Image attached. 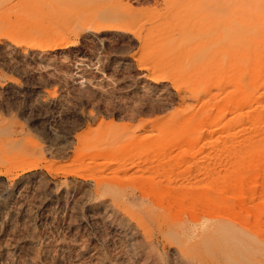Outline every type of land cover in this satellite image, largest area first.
Listing matches in <instances>:
<instances>
[{"label": "rangeland", "instance_id": "rangeland-1", "mask_svg": "<svg viewBox=\"0 0 264 264\" xmlns=\"http://www.w3.org/2000/svg\"><path fill=\"white\" fill-rule=\"evenodd\" d=\"M155 1L0 0V239L36 240L28 264H179L215 238L210 215L264 239V41L230 46L264 0Z\"/></svg>", "mask_w": 264, "mask_h": 264}, {"label": "bare ground", "instance_id": "bare-ground-1", "mask_svg": "<svg viewBox=\"0 0 264 264\" xmlns=\"http://www.w3.org/2000/svg\"><path fill=\"white\" fill-rule=\"evenodd\" d=\"M157 1V0H156ZM155 1V2H156ZM164 1V0H163ZM218 1V0H217ZM227 2H228V0H226ZM158 2V1H157ZM226 2V3H227ZM243 2H245V0L243 1ZM165 3L167 4V2L165 1ZM223 3H224V1H223ZM240 3V2H239ZM238 3V4H239ZM229 4H232V3H228V5ZM245 4H247L246 2H245ZM217 5V4H216ZM227 5V4H226ZM225 5V6H226ZM228 5H227V7H228ZM252 5V4H251ZM253 5H254V3H253ZM243 6V5H242ZM254 7V6H253ZM258 7V6H257ZM252 8V7H251ZM259 8V7H258ZM223 9V8H222ZM226 9V8H225ZM241 9V8H240ZM243 9V8H242ZM244 9H245V7H244ZM247 9V8H246ZM260 9V8H259ZM233 10V9H232ZM248 10V9H247ZM254 11H255V7H254V9H253ZM227 11H228V9H227ZM239 11V10H238ZM245 12V11H244ZM245 14V13H244ZM251 14V13H250ZM232 15V14H231ZM245 15H249V14H245ZM254 15V14H253ZM252 15V16H253ZM252 18V17H251ZM238 19V18H237ZM234 20V19H233ZM248 20V19H247ZM249 20H252V19H249ZM264 22V21H263ZM222 24V23H221ZM231 24V23H230ZM234 24V23H233ZM236 24V23H235ZM249 24V23H248ZM261 25L259 26H255L254 24V27H247V26H245V28H247V29H245L244 27V29H245V31H241L242 33H240V35L239 36H241L240 38H237L236 39V41H234V43H238V45H237V43L236 44H230V46H235V45H237L236 47H235V49L237 50V51H239V49H240V51L243 49L244 50V48H247L246 47V45H247V42H245V41H247V39L244 41V37L247 35V33H248V37L250 38V40H253V38H254V40L255 41H251V42H253V43H255V42H260V41H264V23L262 24V23H260ZM218 25V24H217ZM216 25V26H217ZM239 25V24H238ZM241 25H244V24H241ZM240 25V26H241ZM236 26V25H235ZM105 27L106 28H112L110 25H106L105 24ZM227 27V26H226ZM238 27V26H237ZM237 27H236V29H237ZM256 27H257V29H256ZM217 28H220L219 26L217 27ZM224 28V27H223ZM222 28V29H223ZM240 28V27H239ZM254 28V29H253ZM92 29V28H91ZM225 29V28H224ZM229 29V28H228ZM249 29H251L250 31L252 32L251 34H250V31H249ZM98 30H99V28H98ZM230 30V29H229ZM233 30H234V27H233ZM233 30H231V31H233ZM241 30V29H240ZM248 30V31H247ZM256 30V31H255ZM236 31H238V29L236 30ZM255 32V33H254ZM175 33V32H174ZM173 33V34H174ZM209 34L208 35H211L212 33L211 32H208ZM211 33V34H210ZM230 33L231 32H228V30H227V34H229L230 35ZM244 33H246V35L244 34ZM184 34H186V33H184ZM184 34H182L181 36H183ZM224 34V33H223ZM226 34V33H225ZM232 34H234V33H232ZM250 34V35H249ZM256 35L255 37L253 36V35ZM180 35V34H179ZM178 35V36H179ZM188 35V34H187ZM189 35H191L190 33H189ZM193 35V34H192ZM216 36L217 35H215V41L217 40L216 39ZM239 36H237L236 34H234L233 35V37L234 38H236V37H239ZM246 36V38H248ZM184 37H186V35L185 36H183V38ZM188 37V36H187ZM187 37L185 38V40L187 39ZM194 37H195V35H194ZM213 37H214V35H213ZM221 37V39H222V41L225 43V44H223V45H227L228 46V44H226V43H232L231 42V39H234L233 37H228L227 35L225 36V37H227V38H225L226 40H224V38L222 37V36H220ZM220 37H219V35H218V40H217V44H218V42H220L219 44H220V46H222V47H224L225 48V46H223L222 44H221V39H220ZM256 38V39H255ZM220 39V40H219ZM228 39V40H227ZM170 40V39H169ZM181 40H182V38H181ZM230 40V41H229ZM238 40V41H237ZM239 40H241L240 42H244V44H245V47L243 48L242 46H239L241 43L239 42ZM167 41V40H166ZM173 41V40H172ZM215 41H214V39H213V42H208V41H206L208 44H210V43H214L215 44ZM227 41V42H226ZM248 42H249V40H248ZM250 42V43H251ZM177 43V42H176ZM176 43H175V45H176ZM205 43V42H204ZM250 43H248V48H250L249 47V44ZM180 44H181V42H180ZM217 44H215V45H213L214 47H215V49L213 48L212 49V46H210V48H211V50H212V52H214V54H212V55H215V56H219L220 54H222L221 52L219 53V51H217L216 49H217V47H218V45ZM258 44L260 45V43H256V46H254L255 47V52H257L256 51V47H258ZM212 45V44H211ZM264 45V44H263ZM168 46V45H167ZM177 47H178V44L176 45ZM175 46V47H176ZM181 46V45H180ZM217 46V47H216ZM230 46H228L229 48H230ZM244 46V45H243ZM253 45L251 44V47H252ZM201 47L203 48V49H200V50H198L199 52H204V50H205V53H206V50H209L210 48H208L209 46L207 45V47L205 46V44H204V46H203V44L201 45ZM206 47V48H205ZM260 47V46H259ZM205 48V49H204ZM224 48H218L219 50H225ZM233 48V47H232ZM231 48V49H232ZM247 48V49H248ZM254 49V48H253ZM179 50V49H178ZM202 50V51H201ZM219 53V55H217V54H215L216 53V51ZM228 50V49H227ZM235 50V51H236ZM181 51V50H180ZM226 51V50H225ZM231 51V50H230ZM229 51V52H230ZM251 51V50H250ZM182 52V51H181ZM211 52V51H210ZM228 52V56H229V54L231 55V53H233V52H231V53H229ZM249 52V50L247 51V53ZM183 53V52H182ZM181 53V54H182ZM208 53V52H207ZM240 53V52H239ZM250 53V52H249ZM248 53V56L250 57V58H252V56L253 55H251L252 54V51H251V54H249ZM186 54V53H185ZM179 55V53L177 54V56ZM202 55V54H201ZM205 55V54H204ZM225 53L222 55V57L221 56H219V58H220V60H218V61H214V63L212 64V66L216 63V62H218V64L220 65V63H221V66H222V64L223 63H225L226 64V61H227V56ZM245 55V54H244ZM243 54H242V58H241V60L244 58V62H243V65H240L241 64V60H239V59H237L238 61H236L235 60V62H239L238 63V65H237V63H235L234 65L235 66H239L240 65V69H238L237 67H235V68H237V70L238 71H236L235 72V74L238 76V78L239 77H243L244 75H242L241 73V69H246V67H247V69H248V60H251V59H247L246 60V57L244 56ZM247 55V54H246ZM163 56V55H162ZM175 57V59L177 58V61H178V63H179V61H180V59L181 58H183V61H182V59H181V65H182V67H184V66H186L185 64H186V62L188 63L187 65H191L192 63L189 61V60H193V58H189L186 62L184 61V59H186L187 57L186 56H184L183 54H182V56L183 57H181L180 59H178V57ZM224 56L226 57V58H224ZM241 55H239V57H240ZM244 56V57H243ZM173 57V56H172ZM171 57V58H172ZM184 57H186V58H184ZM202 57V56H201ZM205 57V56H204ZM230 57V56H229ZM228 57V58H229ZM213 58V57H212ZM219 58H217V59H219ZM222 58V59H221ZM232 58V57H231ZM234 58V57H233ZM237 58H238V56H237ZM169 58H167V60H168ZM174 59V58H173ZM174 59V60H175ZM226 61H225V60ZM221 60H224V62L223 61H221ZM160 61V60H159ZM194 61V60H193ZM233 61V60H232ZM162 62H164V60L162 59ZM185 64H184V63ZM230 61H228V63H229ZM247 62V63H246ZM251 62V61H250ZM250 62H249V64H250ZM166 63V57H165V62H164V64ZM170 63V62H169ZM171 63H172V61H171ZM177 63V62H176ZM175 63V64H176ZM177 63V64H178ZM247 64V66H246V64ZM252 63V62H251ZM163 64V63H162ZM174 64V63H173ZM173 64H172V66H171V68L172 67H174L173 66ZM174 64V65H175ZM183 64H184V66H183ZM218 64H215V65H217L218 66ZM225 64H223V66H222V68L224 69L225 67H226V65ZM233 64V63H232ZM214 65V67H216ZM225 65V66H224ZM161 66V65H160ZM169 66V67H170ZM242 66L244 67V68H242ZM246 66V67H245ZM230 67V66H229ZM162 68H164V67H162ZM167 68H168V65H167ZM178 68V67H177ZM176 68V69H177ZM212 68V67H211ZM233 68H234V66H233ZM232 68V69H233ZM176 69H174L175 71H176ZM246 69V70H247ZM178 70V69H177ZM190 70V69H189ZM231 69H229L228 71H230ZM234 70V69H233ZM236 70V69H235ZM175 71H173V72H175ZM173 72H171V77H172V75H176L177 74V72L176 73H174V74H172ZM219 72H221V71H219ZM241 72V73H240ZM244 72V71H243ZM179 73V72H178ZM218 73V72H217ZM226 73V72H225ZM232 73V72H231ZM238 73V74H237ZM245 73V72H244ZM243 73V74H244ZM220 74V73H219ZM218 74V75H219ZM228 74H229V72H228ZM240 74H241V76H240ZM188 75V74H187ZM215 75V74H214ZM234 75V74H233ZM191 76H192V74H191ZM193 77V76H192ZM232 77V76H231ZM227 78H229V76L227 77ZM252 84V83H254V81L252 82V81H248V84ZM247 86V85H246ZM9 89V88H8ZM41 98V97H40ZM256 98H258L259 100H263L262 98H264V86L262 87V88H260L258 91H257V94H256ZM40 103H42L41 101H40ZM263 105V106H262ZM261 105V107H263L264 108V104H262ZM45 122V121H44ZM6 123V122H5ZM8 124V123H7ZM9 125V124H8ZM10 125H12V124H10ZM12 128V127H11ZM2 129H4L3 127H2ZM8 129V128H7ZM10 129V128H9ZM14 129V128H13ZM16 129V128H15ZM57 129V128H56ZM55 129V130H56ZM3 131V130H2ZM10 131V130H9ZM1 132V131H0ZM4 132V131H3ZM3 132H2V134H3ZM12 132H13V130H12ZM5 133L6 132H4V135H5ZM17 133V132H16ZM7 135H9V134H7ZM112 135V134H111ZM106 136V135H105ZM1 137V136H0ZM15 137V136H14ZM2 138V137H1ZM107 138H108V136H107ZM112 138V137H111ZM262 138H264V135L262 136ZM14 140H18V139H15V138H13ZM23 139V138H22ZM22 139H21V141H22ZM117 139V138H116ZM4 140H6V138L4 139ZM106 140V139H105ZM18 142H20V141H18ZM18 142H13V143H15L16 144V146L18 145V144H20V143H18ZM28 142V141H27ZM117 142V141H116ZM2 143V142H1ZM9 143V142H8ZM7 143V144H8ZM11 143H12V140H11ZM12 143V144H13ZM107 143V142H106ZM110 143H111V141H110ZM124 143V142H123ZM4 144V143H3ZM23 143H21L20 145H22ZM24 144H26V143H24ZM85 144V143H84ZM117 144V143H116ZM125 145H126V143H124ZM94 145V144H93ZM115 145V144H114ZM27 146V145H26ZM103 147H105L104 145H102ZM110 146V145H109ZM4 147V146H3ZM9 147V146H8ZM7 147V148H8ZM12 147V146H11ZM13 147H14V145H13ZM34 147V146H33ZM32 147V148H33ZM110 147H113V146H110ZM6 148V149H7ZM10 148V147H9ZM26 148V147H25ZM27 148H29V147H27ZM26 148V149H27ZM31 148V149H32ZM86 148V147H85ZM109 148V147H108ZM243 148V147H242ZM259 148V147H258ZM35 149H36V147H35ZM38 149V148H37ZM95 149V148H94ZM113 149V148H112ZM251 149V148H250ZM12 150V149H11ZM13 150H14V148H13ZM25 150V149H24ZM29 150H30V148L29 149H27V151H28V153H29ZM102 150V149H101ZM108 150V149H107ZM264 150V149H263ZM8 152H11V151H9V150H7ZM33 150H31L30 152H32ZM34 151H36V150H34ZM33 151V152H34ZM41 152L40 151V149H38L37 150V152H32L33 154H35V153H39V152ZM61 151V150H60ZM245 151H247V149H245ZM7 152V153H8ZM26 152V151H25ZM95 152V151H94ZM127 152V151H126ZM13 153V152H12ZM74 153V152H73ZM99 153H100V151H99ZM122 153V152H121ZM4 154V153H3ZM40 154V153H39ZM81 154H83V153H81ZM96 154V153H95ZM79 155V154H78ZM110 155V154H109ZM11 158V157H10ZM104 158V157H103ZM115 158V157H114ZM120 158V157H119ZM8 159H9V156H8ZM8 159H6V161H7V163H9V162H11V161H8ZM94 159V158H93ZM92 159V160H93ZM100 159V158H99ZM109 159H111V158H109ZM81 160V159H80ZM47 161V160H46ZM97 161V160H96ZM104 161V160H103ZM3 162H5V159L3 160ZM41 162V161H40ZM98 162V161H97ZM99 162H101V161H99ZM85 163H87V162H85ZM132 163V162H131ZM0 164H1V160H0ZM6 164V163H5ZM118 164V163H117ZM24 165V164H23ZM120 165H122L121 163H120ZM41 166V165H40ZM46 166V165H45ZM54 166V165H53ZM76 166H78V165H76ZM80 166V165H79ZM82 166V165H81ZM123 166V165H122ZM122 166H120V167H122ZM82 167H84V165L82 166ZM128 167V166H127ZM65 168V167H64ZM117 168V167H116ZM5 169V168H4ZM10 169L11 168H9L8 170L10 171ZM28 169V168H27ZM26 169V170H27ZM54 169V168H53ZM71 169V168H70ZM98 169H100V168H98ZM105 169V168H104ZM7 170V169H6ZM75 170V169H74ZM93 170V169H92ZM91 170V171H92ZM8 171V172H9ZM73 171V170H72ZM98 171V170H97ZM125 171V170H124ZM123 172V171H122ZM121 172V173H122ZM125 172H127V171H125ZM124 172V173H125ZM81 174V173H80ZM131 174V173H130ZM78 175V174H77ZM96 175V174H95ZM84 176V175H83ZM126 176V175H125ZM46 177V176H45ZM84 178V177H83ZM82 178V179H83ZM81 179V180H82ZM94 179V178H93ZM23 180V179H22ZM22 180H21V183H22ZM45 180V179H44ZM44 182V181H43ZM18 183H20V182H18ZM49 183V182H48ZM99 183H101L100 181H99ZM19 185V184H18ZM101 185H103V184H101ZM107 185V184H106ZM109 185V184H108ZM20 186V185H19ZM18 186V187H19ZM53 186V185H52ZM16 187H17V185H16ZM91 188V187H90ZM104 188H107L106 186L104 187ZM103 188V189H104ZM109 188V187H108ZM50 189V188H49ZM14 190V189H13ZM107 190V189H106ZM110 190V189H109ZM111 190H113L112 188H111ZM7 191V190H6ZM4 189H3V185H2V188H1V186H0V209H1V211H2V213L3 212H6V215H7V213H8V210H9V207H8V210L6 209V208H4V209H6V210H2V208L3 207H5L6 206V204L8 203V193L6 192ZM9 191V190H8ZM103 190H101V192H102ZM9 192H11V191H9ZM105 192H107V191H105ZM27 193V192H26ZM64 193V192H63ZM103 193V192H102ZM12 194H14L13 192H12ZM66 194V193H65ZM101 194V193H100ZM99 194V195H100ZM11 195V194H10ZM15 195V194H14ZM68 195V194H67ZM104 196V195H103ZM12 197V196H11ZM31 197V196H30ZM13 198V197H12ZM12 198H10V199H12ZM62 198H63V194H62ZM64 200V199H63ZM106 200V199H105ZM13 201V200H12ZM10 202V201H9ZM70 202H72V201H70ZM12 203V202H11ZM84 203H86V202H84ZM83 203V204H84ZM217 203V202H216ZM104 204H106L105 202H104ZM209 204H213V202L212 203H209ZM9 205H10V207H13V206H11V204L9 203ZM13 205V204H12ZM92 205V204H91ZM214 205V204H213ZM216 205V204H215ZM105 207H106V205H104ZM167 206V205H166ZM200 206V205H199ZM7 207V206H6ZM25 207V206H24ZM23 207V204H22V208H23V210H25V208ZM71 207V206H70ZM14 208H16V207H14ZM20 208V207H19ZM18 208V209H19ZM103 208V207H102ZM11 209V208H10ZM29 209V208H28ZM93 209V208H92ZM111 209V208H110ZM12 210V209H11ZM11 210H10V212H11ZM15 210V209H14ZM20 211H21V209H19ZM22 210V211H23ZM55 210V209H54ZM76 210V209H75ZM103 210V209H102ZM188 210V209H187ZM209 210H211V209H209ZM252 210V209H251ZM254 210V209H253ZM28 211H30V210H28ZM98 211V210H97ZM14 212V211H13ZM24 212V211H23ZM77 212V211H76ZM102 212V211H101ZM12 213V212H11ZM10 213V214H11ZM14 213H16V212H14ZM14 213H12V214H14ZM18 213V215L19 214H21L19 211L17 212ZM56 213V212H55ZM106 213V212H105ZM28 214V213H27ZM74 214V213H73ZM76 214V213H75ZM92 214H93V212H92ZM91 214V215H92ZM172 214V213H171ZM1 215V214H0ZM3 215H4V213H3ZM23 215V213L21 214V216ZM49 215H51V214H49ZM177 215V214H176ZM206 215V214H205ZM9 216V215H8ZM11 216H13V215H11ZM11 216H9V217H11ZM20 216V218H22ZM26 216V214H24L23 215V217H25ZM172 216V215H171ZM177 216H179V215H177ZM185 216V215H184ZM207 216V215H206ZM18 217V216H17ZM175 217V216H174ZM205 217V216H204ZM258 217V216H257ZM14 218V217H13ZM199 218V217H198ZM23 219V218H22ZM27 219V218H26ZM192 219V218H191ZM255 220V219H254ZM260 220V218L258 219V221ZM3 221H4V219H3ZM167 221V220H166ZM238 220L235 218V217H225V218H221V217H215V215L214 216H208L205 220H204V222H203V224H202V228L204 227V228H209L210 230H212V231H214L215 233H216V236H215V238H213V239H210V238H208L209 240L203 245V246H201V247H199V248H195L196 250H189V251H187V249H188V247H187V249H184L185 251H183V253L182 254H184L186 251H187V254L186 255H183L182 256V254H181V257L180 258H178L179 257V255L177 254V255H175L176 253H177V251H175L176 253L174 254L177 258V261H179V264H264V239H262L261 241L259 240H256V242L257 243H251L250 241H249V239H250V237H249V239L247 238V236H249L250 235V233L249 232H247V231H245V230H243L241 227H239V226H237V223H239V222H237ZM252 221V220H251ZM250 221V222H251ZM257 221V220H256ZM263 221V220H262ZM9 222V221H8ZM208 222H212L210 225H208L207 223ZM264 222V221H263ZM26 223V222H25ZM20 224V223H19ZM44 224H45V222H44ZM130 224V223H129ZM239 224H241V223H239ZM260 224V223H259ZM25 225V224H24ZM164 225V224H163ZM242 225H244V224H242ZM29 226V225H28ZM127 226V225H126ZM21 227V226H20ZM247 227V226H246ZM262 227V226H261ZM29 228V227H28ZM33 228V227H32ZM38 228V227H37ZM45 228V227H44ZM249 228V227H248ZM252 228V227H251ZM259 228V227H258ZM263 228V227H262ZM7 229H9V228H7ZM13 229V228H12ZM260 229V228H259ZM19 230V229H18ZM132 230V229H131ZM249 230H251V229H249ZM22 231V230H21ZM25 231H27V233H25V234H28V229L27 230H25ZM253 231V230H252ZM251 231V232H252ZM29 232H30V229H29ZM246 232L247 233H249V234H246ZM263 233H264V231H262ZM5 233V232H4ZM9 233V232H8ZM32 233V232H31ZM34 234H35V231L33 232ZM169 233V232H168ZM168 233H166V234H164V237L167 235V237H169L168 236ZM10 234V233H9ZM37 234V233H36ZM173 234V233H172ZM29 235V234H28ZM28 235H26L27 237H24L23 235H22V237H24V238H22V239H20V236H19V239L20 240H16L15 238H14V235H12L11 237L13 238V239H15L14 240V242L11 240V242H8V243H11V244H7V242H6V244H4V242H3V240H1L0 242H2V244H4V245H1V243H0V261H1V264H15L14 263V260H16V259H18L19 257H17V258H14V259H12L13 257H10V255L12 256V254L14 255L15 253H10V252H18V253H16V254H19V252H24V253H26L27 254V257L29 256V254L31 255L33 252H34V250L36 249V245H35V242H36V240L34 241L33 239H31V238H29L28 237ZM53 235V234H52ZM163 235V234H162ZM261 235H262V233H261ZM30 236V235H29ZM32 236H34V235H32ZM36 236V235H35ZM38 236V235H37ZM152 236V235H151ZM252 238H253V236H252V234L250 235ZM259 236V235H258ZM40 237V236H39ZM38 237V240H40V238ZM45 237V236H44ZM55 237V236H54ZM64 237V236H63ZM128 237V236H127ZM166 237V238H167ZM261 237V236H260ZM259 237V238H260ZM263 237V236H262ZM34 238V237H33ZM36 238V237H35ZM55 238H57V237H55ZM71 238V237H70ZM140 238V237H139ZM170 238V237H169ZM254 238L255 239H257L255 236H254ZM253 238V240H251L252 242H255L254 239ZM7 239V238H6ZM11 239V238H10ZM9 239V240H10ZM74 239V238H73ZM141 239H142V237H141ZM179 239V238H178ZM48 241H49V238L47 239ZM75 240V239H74ZM175 240V239H174ZM42 241H43V239H42ZM45 241H46V239H44V242H42V243H44L45 244ZM70 241V240H69ZM177 241V240H176ZM13 242V243H12ZM39 242V241H38ZM178 242H179V240H178ZM39 244V243H38ZM176 244V243H175ZM178 244H180V242L178 243ZM46 245V244H45ZM44 245V246H45ZM54 245V244H53ZM58 245V244H57ZM61 245L62 244H60V248H61ZM42 246V245H41ZM52 246V245H51ZM55 246V245H54ZM62 246H65L64 244L62 245ZM46 247V246H45ZM49 247V246H48ZM48 247H46V248H48ZM42 248V247H41ZM46 248H44V249H46ZM52 248H53V246H52ZM193 248V247H192ZM49 249V248H48ZM54 249V248H53ZM137 249V248H136ZM169 249V248H168ZM59 250V249H58ZM140 250V249H139ZM45 251V250H44ZM53 251V250H52ZM70 251V250H69ZM47 252V251H46ZM49 252V251H48ZM153 252V251H152ZM174 252V251H173ZM172 252V253H173ZM23 253V254H24ZM41 253H43V251L41 252ZM52 253V252H51ZM60 253V252H59ZM21 255H22V253H20ZM46 254V253H45ZM44 254V255H45ZM48 254V253H47ZM94 254V253H93ZM171 254V253H170ZM33 255V254H32ZM60 255V254H59ZM154 255V254H153ZM14 256H16V255H14ZM23 256V255H22ZM36 256V255H35ZM48 256V255H47ZM171 256H173V254L171 255ZM54 257V256H53ZM21 259H22V257H20ZM32 258H33V256H32ZM31 258V256L30 257H28L27 259H26V257H25V255L23 256V260L25 259V262H26V260H27V263L26 264H28V261L30 262V260L32 259ZM172 258H174V257H172ZM28 259H30V260H28ZM17 261V263H19L20 261H21V263H22V260H16ZM48 261V260H47ZM175 261V260H174ZM176 261V262H177ZM35 262V261H34ZM39 262V261H38ZM24 263V262H23ZM22 263V264H23ZM32 263V262H31ZM35 264H40V263H35ZM77 264V263H76ZM163 264V263H162ZM175 264V263H174ZM178 264V263H177Z\"/></svg>", "mask_w": 264, "mask_h": 264}]
</instances>
